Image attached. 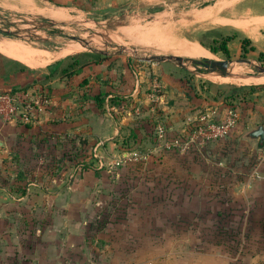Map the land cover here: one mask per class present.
<instances>
[{
	"label": "crops",
	"instance_id": "obj_1",
	"mask_svg": "<svg viewBox=\"0 0 264 264\" xmlns=\"http://www.w3.org/2000/svg\"><path fill=\"white\" fill-rule=\"evenodd\" d=\"M112 1L120 5L147 1L162 2ZM219 2L220 5H217ZM212 3L196 11V18L203 24L214 23L216 28H223L233 25L228 22L218 25L217 20L247 18L243 11L249 3H240L239 0H214V6ZM53 10H63L69 14L66 9ZM251 20L257 24L254 31L243 30L244 36L240 30L233 31L237 36L234 35L235 38L228 43L232 57L238 58L246 54L259 58L264 54V13ZM224 35L231 36V33L226 32ZM245 38L250 40L247 53H243L242 49V40ZM0 41L7 42L8 45L16 43L6 39ZM15 45L18 47V43ZM0 53L4 57L18 60ZM209 53L213 56L210 51ZM67 64V59L59 60L42 72H37L25 64L27 68L24 71L0 74V94L10 93L30 106L29 121L23 120L22 117H17L12 122L0 120V168H7L10 162V168L15 172L10 171V176L4 171L0 176V264L88 263V222L84 217H91L92 210L94 207L97 209L98 203L102 204L103 198L118 199L121 196L118 187L125 178L117 176L109 179L95 172V167L85 170L80 161L81 157L85 158L87 150H96L101 162L104 157L102 153L106 151L107 159L113 165L119 161L121 154L125 155V151H138L143 155L142 159L130 161V168L136 165L146 166L151 162H157L154 166L165 172H173V168L181 169L184 163V167L197 166L195 159L187 158V161L174 158L179 156L180 149L183 150L185 146L162 147L154 132L161 121L167 128L170 141H173L172 138L186 137L187 124L196 119L195 110L202 101L199 96L203 94L199 92L195 81L189 82L185 69H140L130 63L119 67L112 59H102L85 66L78 74L67 75L63 72ZM152 74L156 75L165 87L162 101L158 104L151 103L147 97ZM139 80L141 90L139 95H136L135 87ZM219 90L222 88L212 86L210 99L204 103V106L210 105V115L216 114L222 118L234 103L242 106L239 114L240 124L249 119L264 120V90L253 92L244 102L233 96L236 91L217 97L214 91ZM99 97L104 99L101 106L98 105ZM114 97L123 99L114 104ZM253 105L256 106V112L250 109ZM224 143V140L213 143L210 155L221 154ZM70 154L78 160L72 175ZM11 158H14V161L8 162ZM252 181L254 183L247 184L245 191L241 192L245 198L253 196V202H249V207L243 211L248 220L252 214L263 213L264 216V176ZM142 195L134 193L133 200L138 198L141 203L144 199ZM170 196L174 200L180 197L177 205L176 201L167 205L166 200L170 199ZM178 197L165 195L162 204L159 203L156 212L159 218H162V224H165L167 215H178L184 210L182 194ZM257 200L258 205L255 204ZM138 207L134 216L129 217L126 228L132 233L141 231L143 241L145 232L150 231L145 222V217L150 215V211L145 210L142 204ZM98 215L100 217L101 213ZM261 222L262 220L258 219L254 225ZM111 226L114 227L113 224ZM110 231L113 232L114 241L111 242V253L108 255L113 264L145 262L142 259L147 253L146 243L138 246L129 243L127 248H123L115 241L114 231ZM103 253L104 251L99 255L100 260Z\"/></svg>",
	"mask_w": 264,
	"mask_h": 264
},
{
	"label": "rangeland",
	"instance_id": "obj_2",
	"mask_svg": "<svg viewBox=\"0 0 264 264\" xmlns=\"http://www.w3.org/2000/svg\"><path fill=\"white\" fill-rule=\"evenodd\" d=\"M160 1L162 2L147 1L120 5L112 3V0H24V3H19L17 0H0V39L19 43L22 48H34L54 54L50 62H41L34 67L28 65L37 72H42L50 64L69 57L80 54L96 55L89 48L82 45L81 48L80 44L71 37L90 39L96 47H105L109 52L116 51L117 46H128L150 55H176L184 58L187 66L185 70L188 72L186 77L189 78L190 83L195 81L199 92L205 95V97L199 96L202 101L195 110L196 119L186 126L187 133H194L201 123L200 117L210 114V105L204 106V103L210 99L212 86L222 88L217 92L214 91L217 97L237 91L235 94L245 95V101L253 92L264 90V79L251 80L264 76L254 69L245 66L230 67L229 73H233L235 68L240 71L238 74H242L250 81L239 79L234 83H227L212 79L214 75L227 78L221 71H213L192 63V60L225 61L251 58L258 64L264 65V59L254 58L255 56L242 54L238 58L231 56L228 59L222 52L213 53L209 50V47H220L223 38L228 36L224 35L226 32L231 33V36H237L233 34L236 29L244 36L243 30L254 31L257 24L251 19L264 13V0H239L240 3H249L243 11L247 18L217 20L218 25L224 22L233 25L223 28H216L214 23L203 24L196 18V11L212 2L214 6V0ZM219 4L220 2L217 5ZM53 9H66L70 19L59 21L51 18L46 13H51ZM5 31L10 32L11 35H6ZM19 44L18 47H21ZM70 46L75 49L69 50ZM190 46L208 49L214 57L191 56L185 52V48ZM38 58L41 61L45 59ZM105 59H112L119 67L130 63L140 69L150 67L160 70L164 67L170 71L184 70L171 64H150L135 59L128 60L126 56ZM252 88L255 89L250 90ZM232 107L240 114L242 106L233 103ZM250 109L256 112V106L253 105ZM240 123L241 120L238 119L234 127L237 129H233L224 139L225 143L222 146L224 150L221 154L210 155V147L215 142L208 143L199 151L196 146L180 149L179 156L174 158L195 159L197 166L184 167L186 165L184 163L179 171L174 168L171 169L173 172L162 171L158 166H154L157 162H151L146 166L136 165L132 168L129 167L130 162L116 166L109 162L106 151L102 153L104 157L101 165V159L95 157L93 151L87 150L85 158L81 157L80 161L84 169L95 167V172L109 179L117 176L125 178L118 187L121 195L118 199L103 198L102 204L98 203L97 209L94 207L92 210V216L84 217L88 222L87 264L114 263L109 256L111 242L114 241L111 229L114 231L115 241L123 248H127L129 243L135 246L146 243L147 253L144 258L135 256L145 261L142 264H264V216L263 213L252 214L248 220V216H245L243 211L249 207V202H253V196L245 198L241 193L245 191L247 184L254 183L252 180L264 176V142L261 145L262 140L251 137L253 131L264 125V120L249 119L244 124ZM184 142L186 144V140ZM185 144L182 143L180 147ZM190 153L193 156H187ZM69 158L70 175H72L78 160L73 158V154H70ZM118 159H124L122 154ZM10 160L14 161V158L8 159V162ZM215 161L216 163H213ZM9 163L7 168H0V176L4 171L10 176L11 173H15ZM134 193L144 195L141 203L138 202V198L136 201L133 200ZM170 194L177 197L182 194L184 210L178 215H167L165 224H162V218H159L156 211L159 203L162 204L165 199V195ZM188 197L193 199L190 200ZM179 199L180 197L174 200L170 196L166 203L169 205L176 201L177 205ZM258 203L259 200L255 201V204ZM140 204L145 206V210L150 211V215L145 217L150 231L145 232L143 241L141 231L132 233L126 228L129 217L134 216ZM99 213H101L100 217ZM258 219L262 220L261 224L254 225ZM112 224L114 227L111 226ZM102 251L104 253L100 260L99 255Z\"/></svg>",
	"mask_w": 264,
	"mask_h": 264
},
{
	"label": "built area",
	"instance_id": "obj_3",
	"mask_svg": "<svg viewBox=\"0 0 264 264\" xmlns=\"http://www.w3.org/2000/svg\"><path fill=\"white\" fill-rule=\"evenodd\" d=\"M150 86L147 90V97L151 103L158 104L162 101L165 93V87L160 79L156 75L150 76ZM141 82L136 84L135 93L139 95ZM30 106L25 104L22 99L11 96L10 93L0 94V120L4 122H12L17 117H22L23 120L29 121L30 118ZM140 109H138L139 111ZM239 119V112L236 108L231 107L228 109L224 117L219 118L216 114H208L207 116H201L199 121L201 122L194 133L188 132L186 137H176L173 141L168 139L167 128L163 123H158L156 127L157 141L162 147H180L182 143L185 144V148H195L199 151L206 147L208 143L218 142L226 139L231 131L236 126ZM94 156L99 157L96 150H93ZM141 153L135 150L125 151L124 159H119L114 165L121 166L126 162H130L134 159L141 160ZM101 161V160H100ZM103 162H101L102 165Z\"/></svg>",
	"mask_w": 264,
	"mask_h": 264
},
{
	"label": "water",
	"instance_id": "obj_4",
	"mask_svg": "<svg viewBox=\"0 0 264 264\" xmlns=\"http://www.w3.org/2000/svg\"><path fill=\"white\" fill-rule=\"evenodd\" d=\"M6 35H11L10 32H6ZM73 40L77 41L80 45L100 56L104 57H116V56H126L128 60L135 59L139 62H145L150 64H173L178 67L186 69L187 66L186 60L180 56L176 55H150L145 52H141L136 48L128 46H117L116 51L109 52L107 48L96 47L92 40L82 38V37H71ZM194 65L204 66L206 69L219 70L222 72V75L228 78H235L236 76L232 73H229L228 70L232 66H245L251 69H254L257 73L264 75V65L258 64L251 58H242L236 60H225V61H214L205 59L204 61L192 60ZM252 138L257 140H264V126L255 130L251 134Z\"/></svg>",
	"mask_w": 264,
	"mask_h": 264
},
{
	"label": "trees",
	"instance_id": "obj_5",
	"mask_svg": "<svg viewBox=\"0 0 264 264\" xmlns=\"http://www.w3.org/2000/svg\"><path fill=\"white\" fill-rule=\"evenodd\" d=\"M235 37L234 36H227L224 37L220 47L219 48H210L209 50H211V52L213 53H218V52H222L226 55V57L228 59L231 58V54H230V50L228 48V43L233 40ZM250 44V40L248 38H245L242 40V49L244 51V53L248 52V45ZM0 74L1 75H8L10 73H15L17 71H24L27 66L15 59L9 58V57H4L1 53H0ZM106 57L100 56V55H89V54H80L77 56H73V57H69L67 58V68L65 70H63V72L67 75H74V74H78L80 73V71L87 65L94 63V62H100L102 59H105ZM261 60L264 59V54L262 53L259 57ZM255 88H252L250 90H254ZM237 92V91H236ZM233 96H236L239 98L240 101L244 102L246 99L245 95H241L239 94H233ZM123 99L120 97H114L112 99V102L114 104H118L120 102V100ZM104 99L103 98H98V105L101 106L103 103ZM261 145L263 144L264 140L261 141ZM84 168V166H83ZM88 169L85 170H89L90 168L87 167Z\"/></svg>",
	"mask_w": 264,
	"mask_h": 264
},
{
	"label": "bare ground",
	"instance_id": "obj_6",
	"mask_svg": "<svg viewBox=\"0 0 264 264\" xmlns=\"http://www.w3.org/2000/svg\"><path fill=\"white\" fill-rule=\"evenodd\" d=\"M19 3H22L24 2V0H19L18 1ZM220 5V4H219ZM223 7V6H222ZM14 8V7H13ZM30 9V8H29ZM221 10V9H218V11ZM33 11V10H32ZM46 11V10H45ZM48 11V10H47ZM209 11V10H208ZM31 12V11H30ZM43 12V11H42ZM42 12H40L41 14H43ZM67 12V11H66ZM26 13V12H25ZM48 14V16H50L51 18L55 19V20H59V21H66L68 19H70L68 17V15L66 13L63 12V10L61 11H54L52 10L51 13H46ZM44 14V15H46ZM216 20V19H215ZM247 24V23H246ZM156 28V27H155ZM149 29V28H148ZM154 29V28H153ZM153 33V32H152ZM146 34V33H145ZM157 35V33H156ZM154 35V36H156ZM134 36V35H133ZM157 37V36H156ZM150 38V37H149ZM163 38V37H162ZM166 39V38H165ZM160 42V40H159ZM16 44V43H15ZM8 45L7 42H1L0 41V52L4 53V55H8V56H11V57H14L20 61H22L23 63L29 65V66H37L38 63H41V62H50L51 60V57L54 56V54L52 53H49L47 51H44L42 52L41 51H38L37 49H32V48H28V47H23L22 49H20L19 47H17V45ZM19 44V43H18ZM185 44V43H184ZM21 45V44H19ZM79 45V44H78ZM189 45V43H188ZM81 48H83L81 45H79ZM185 46V45H183ZM22 47V45H21ZM183 48V47H182ZM69 50H73L75 49V47L73 46H70L68 48ZM186 49V53L188 54H191V56L193 55H201V56H205L206 58L207 57H214V56H209L210 53H208L206 50L204 49H201L199 46H190V47H187L185 48ZM61 53V52H60ZM59 55V54H58ZM57 55V56H58ZM56 56V57H57ZM38 57H44L45 59L41 61V59H39ZM48 64V63H47ZM44 65V64H43ZM46 65V64H45ZM238 68V67H237ZM241 69V68H240ZM233 75H235L236 77L235 78H222V77H219V76H213L212 79L216 80V81H221V82H227V83H234L235 81H238L239 79H245V80H248L250 81V79H246L245 77H243L242 75L238 74L240 71L236 70L235 68L233 69L232 71ZM245 73V71H244ZM207 75V74H206ZM211 77V76H210ZM256 79H264L263 76H260V77H257V78H253L251 80H256Z\"/></svg>",
	"mask_w": 264,
	"mask_h": 264
},
{
	"label": "flooded vegetation",
	"instance_id": "obj_7",
	"mask_svg": "<svg viewBox=\"0 0 264 264\" xmlns=\"http://www.w3.org/2000/svg\"><path fill=\"white\" fill-rule=\"evenodd\" d=\"M260 128V127H259ZM261 141V140H260Z\"/></svg>",
	"mask_w": 264,
	"mask_h": 264
}]
</instances>
